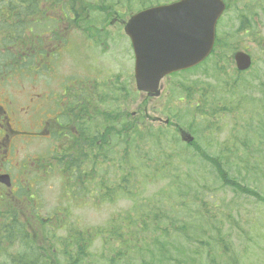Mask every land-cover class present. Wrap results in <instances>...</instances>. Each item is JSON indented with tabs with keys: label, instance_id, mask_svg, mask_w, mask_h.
I'll use <instances>...</instances> for the list:
<instances>
[{
	"label": "rangeland",
	"instance_id": "374dc122",
	"mask_svg": "<svg viewBox=\"0 0 264 264\" xmlns=\"http://www.w3.org/2000/svg\"><path fill=\"white\" fill-rule=\"evenodd\" d=\"M111 1L112 0H85L84 5L90 7L102 6L103 9V7L110 6ZM150 1L161 2V0ZM121 2L126 3L127 0H121ZM141 2H143V0H130V6L135 7ZM231 2L235 8L237 0H231ZM237 6L242 7V5L238 4ZM106 11L107 10H103V12ZM254 13H257L258 20L253 19V21L260 24V31L256 30L255 23V29L232 35L239 25L238 22L235 21L236 14H232L226 19L228 23H226L222 29L227 31V25H229L228 43H243L251 50V52H253V56H255L256 59V65H254L250 71H253L252 73L255 76H250L249 78L248 76H244L243 78L247 79L244 82L236 78L237 82L244 83V85H241V93H236L238 97L231 99L233 104L231 105L230 103H227L236 107L233 109L234 111H239V114L246 115L247 124L250 126L251 136L257 138L255 144L260 147V150L246 147V149H241L238 153L224 151L220 154L227 159V161L234 163V171L231 173L232 175L239 177L236 179L241 184L244 182L249 183V186L256 187L259 192L264 195V142L259 140L260 138L264 141V64L259 61L264 52V11L262 14L261 10L257 9ZM95 14L98 13L93 12L89 14L86 20H96ZM121 15L123 16L124 14L121 13ZM125 19L126 16L124 17V20ZM100 21L101 18L99 21L97 20V22H95L96 28H98V23ZM107 23L103 24L104 29L108 28L112 33H115L116 30H120V32L117 31L115 42L109 46L107 54L105 55L100 56V53L103 54L106 52L100 47L101 43L94 44L93 48H91L92 46L84 48V54L89 57L85 58L89 62L81 59V57L79 58L77 55L70 54L78 41H88L82 31H79L78 29L72 32L71 28L68 26V22L66 23L67 25H65L67 26L66 29H60L59 24L47 19H45L42 24L35 25L33 27L34 34L39 37V40L42 42L41 46L43 47L44 45V49H47L50 53L49 67L51 70L49 69L47 71L49 77L45 78L62 77L66 79L71 77L83 78L89 76L92 78L91 83L95 87L96 115L98 114V111L102 113L108 110L112 116H115V112L112 111V109H115L117 113L122 115L120 116L119 122H121V119H126V121L130 119L129 121L136 122V119L140 120L141 116L136 115L137 118H135L132 114L140 106L141 98L135 91L134 83L129 80L132 72L131 54L126 58V54L121 52V48L123 45L125 46L124 43L122 45V42H124V24L122 22V24L119 23L113 27H109ZM231 24H233L232 29H230ZM90 26V24L84 25L81 21L82 29H89ZM108 29H105V31L108 32ZM54 39L59 44L60 42L64 43V41L68 42L69 46L65 45V48L63 45L59 46L57 42H54ZM57 44L58 48L56 47ZM77 45L79 49H81L82 46H88L84 42H79ZM209 67L210 69L213 67L212 62L209 63ZM97 71L99 73H97ZM126 72H129V77L125 75ZM121 74L122 77H118V75L120 76ZM217 74H221V76H218L216 79L208 76V78L203 79V83L199 84V86L217 84L218 79H222L223 82L228 79V77L223 76V73ZM232 74L234 77H237L235 72H232ZM15 76H21V74ZM16 78L17 77H15V79ZM47 81L48 83L43 85V83H46ZM73 81L74 80L72 79V82ZM43 92H60V85L59 83L52 84L51 80L48 79L42 80L41 83L37 82L33 85L29 82H19L0 87L1 103L7 100L8 96L12 98L14 107L9 106L8 110L10 114L15 116L13 117L14 124L20 126L21 130H34L33 125L35 124L36 119H34L33 114H23L22 110L24 108H29V98L35 99L37 94L41 95ZM115 99L118 100V104H111ZM219 101L220 98L216 100V103ZM108 103H110V108H107L109 106H106ZM144 103H146V101H143V104ZM152 105L157 107V110L155 108L157 111L156 114H158L160 108L165 109V106L167 107V105L166 114L174 110V107L175 112H177L179 108L177 100L170 104H168L167 101L165 103L160 100L152 101L150 103L147 102L146 106H148L150 114L153 113L154 110L150 107ZM16 107H18V112L15 111ZM181 107H183L180 115L181 121L187 125L188 129L193 128L198 143L203 145L209 153H213L216 146H225V148L236 147V133L231 132L229 126L224 130L219 126V120H217L215 129L205 131L200 119L193 118L192 109L189 107L187 108L185 105ZM188 112L189 115H187ZM229 115L230 116H225L227 121L231 120L234 116L233 114ZM13 119L11 120L10 118L12 124ZM150 123L155 127L158 126L153 119H147V122L144 119V124L149 125ZM17 126L15 127L17 128ZM17 129L20 130V128ZM129 133L130 131L121 129L119 124L113 126V137L108 138L110 142L112 141V145L106 152H102V157L106 156L107 159L105 161L100 160L98 163L96 171L92 173L94 180L90 193L87 197L84 196L82 198L80 201L81 204L78 203L77 206L70 209L69 218H65L63 212L66 203L65 199H63L64 193L62 192V181L56 174L50 176L44 175L46 169L45 163H43V167L40 165H37L38 167L36 168L34 167L36 166V164L33 163V161H36L35 158H38V160L43 158L48 151L46 141L42 139L34 141L25 139L23 142H20L18 144L19 152L16 153L15 156L16 161L21 164H26L29 170L27 171V176L24 174L19 175L20 169L16 170L15 168L11 171L9 166H7L8 170L11 173H14V178H17L21 187L14 186L11 193L6 191V195H4L3 198H0V222L4 226L6 225L8 229H11L10 233L15 228L16 235L23 241H28V237L30 242L44 246L46 243L49 246H53L55 243H61L62 240L59 239L60 237L65 240L67 233L64 228L63 230L61 229V226H68L69 229H96V227L106 224L108 220L113 217L112 207L114 206L109 204L112 190H115L118 183L121 181L120 175L126 174L122 173L120 162L118 161L120 160V154L124 152V141L127 139L132 140L134 138V134H130L129 136ZM246 138L248 140L249 137L246 136ZM224 142L227 143L225 144ZM48 144L49 146L51 145L50 141ZM187 159L189 161L198 162L200 167L206 169L205 171H202L200 175L204 174L210 180V184L214 189L206 197L208 200L207 208L212 209L210 213L205 209L204 214L209 215L210 217L214 215L213 219H216V224L221 228V236L229 237L226 240L228 246H225V250L229 253L225 256L223 252H221L224 248H219L217 242H215L214 251L211 253L212 258L207 264H264V203H261V201L256 200L254 197L224 189L215 170H212L206 162H202V160L195 158L192 150L187 151ZM40 172L42 173L40 174ZM32 180H34V182H32ZM33 184L34 186H32ZM184 186L191 195L197 199L199 198L193 187L187 184H184ZM35 192H38L36 196L37 199L34 198L35 200H38L36 205L28 201ZM215 200L218 207L213 206L212 201ZM124 204L126 203L122 201L115 207L120 206L118 209H121L125 207ZM232 206L233 210L235 209L237 211L233 213L236 218L234 223L231 222L232 219L227 212ZM57 208L61 210L57 214L58 220L60 221V224H58L60 225V230L58 233H54L55 231L51 232L49 234L51 239H46L45 236L47 232L51 230L50 228L53 224L46 222L43 223L42 219H48V216L55 215ZM224 214L226 215L225 219ZM13 216L18 218V222H21L18 224L22 225L23 222L24 228L29 229L31 235H27L22 229V226L20 228L19 226H13L9 223L14 222L11 218ZM65 222L67 223L65 224ZM54 226L56 225L54 224ZM32 231H35L37 234L39 233V237H35V233ZM92 244H94V246L91 250L87 251V257L72 256L69 264H89L91 260L90 256H94L95 258L96 256H102V258H104V256H106V258L110 256L112 251L110 248L100 246L99 241H95ZM19 245L20 243L17 244V246ZM15 249L17 250V248ZM58 249L59 247H57V250ZM2 252L3 247L0 248V256ZM6 252H8V248ZM14 261L15 260L3 262L0 260V264H15Z\"/></svg>",
	"mask_w": 264,
	"mask_h": 264
},
{
	"label": "trees",
	"instance_id": "16d2710c",
	"mask_svg": "<svg viewBox=\"0 0 264 264\" xmlns=\"http://www.w3.org/2000/svg\"><path fill=\"white\" fill-rule=\"evenodd\" d=\"M256 1L258 3L255 6L263 11L264 8L261 5H264V0ZM45 3L56 13H59L57 15L53 12L50 19L58 20V22L62 19L69 20L71 19L69 14H72L75 19L72 20L71 28L77 26L79 31H82L84 36L87 35L90 40L98 37L104 46V51L109 49V45L114 41L117 34H113L110 30L106 32L105 29L107 28L104 29L103 24L108 22L107 25L110 27L115 16L120 15L121 17V13L127 6V2L123 3L121 0H112L110 6L103 7V9L102 6H85V0H0V87L7 85L9 80L13 79V76L18 72L21 73V77L27 76V72L34 65L36 57L43 54L42 50L37 52L41 43L38 42L40 41L39 38L32 34L31 27L36 19L40 20L42 17H44V20L46 19L45 16H42V14H46L43 8ZM103 10L107 11L103 12ZM93 12L98 13L95 14L96 20H86L87 16ZM244 16L246 20L243 25L247 24L249 19L248 15ZM100 18L101 21L98 23V28H96L95 22L99 21ZM81 21L84 25L90 24V28L82 29ZM34 38L37 39L35 42ZM224 46V43H221V47ZM78 53L82 55L81 52L78 51ZM224 62H228L225 56L216 58V66L219 71L226 72V67L221 66ZM226 65L230 66V64ZM75 79L86 84L91 82L92 78L86 76L83 78L75 77ZM207 107L212 110L213 114H219L218 107H213L208 96ZM116 117H107L108 123L105 129L111 126V122L112 125L117 124V122L114 124L117 120ZM248 129L250 131V126H248ZM90 133L83 132L82 141H77L76 139L75 144H66L64 158L62 160L56 158L58 165H64V171L60 176L64 177V183L70 186L63 197L66 203L63 211L65 218H69L70 209L80 203L82 198L84 196L87 197L91 191L94 179L87 178L83 180V174L87 172L86 169L93 170V168L97 167L100 160L104 161L107 159L106 156L102 157L100 151H97L95 156L89 153L90 151L86 152ZM136 133L138 136H134L132 140L124 141V152L120 154L118 162H120V165L128 166L130 172H133L132 179H135L138 191H136V195L132 194V197L140 198L138 208L144 199V204L141 207L148 206V208L145 210H138L137 208L127 220H124L122 226H117L116 230H114L116 232L104 230L103 228L91 230L82 228L69 229L68 226L64 225L63 228L67 233V237L59 243V253L63 255L60 256L62 257L60 261L53 252L55 245L47 247L36 245L30 241L20 242L14 261L15 264H69L72 256L87 257V251L93 248L94 244L92 243L96 240L103 241V243L108 244V247L110 245L114 246V252L116 251L117 240L123 241L124 246L121 247L122 256H118L113 264H207L212 258L211 253L214 251V243L220 239L222 231L218 226L208 223L203 210L194 207L178 188L180 185L179 180L181 179L179 170L190 163L186 154L189 151L187 149L191 147H193V154L196 152V155L201 156L204 161L211 165H209L211 169L215 170L224 189L242 192L264 202V196L260 192L251 189L249 186H243L229 176L231 171L228 168L234 169L235 165L233 162L227 161L220 153H209L198 143L194 146H180L178 141H176L175 148L172 149L166 142L168 133L165 131L156 138L154 133L148 136L137 131ZM55 140L56 142H52L53 144L48 147L46 155L40 159L46 162H54L51 155L53 151L56 153L59 151L55 143L61 140V137L57 138L56 136ZM240 143L242 144L241 140ZM257 149L260 150L259 148ZM217 150L218 152L224 151L221 147L217 148ZM226 150L230 153H235L238 149L231 147L226 148ZM140 165L142 169L149 172V177H145L144 182H141L138 176ZM204 170L206 169L202 167V171ZM169 173L172 174V179L165 189L162 188L159 194L147 197L142 196L143 192L145 193L146 191L142 190V187L145 189L149 184H154L160 179L167 178ZM193 188L201 200L206 199L207 195L214 189L210 184V180L204 176H200L193 181ZM78 197L79 199L81 197V199L79 200ZM166 199L170 200H168V205L166 204L165 208L164 202ZM29 201L34 203L38 200L31 198ZM153 206H157L158 211L163 212L164 215V218L160 219L158 213H155V215L153 213L154 217L151 221L152 226L162 229V234L154 238L151 244V251H156V253L153 256H144L142 248L144 244L138 240L139 230L143 226L144 232L150 231L148 214L153 211ZM58 212L59 210L55 212L56 216ZM11 218L14 220L13 223H18V218L14 216ZM164 219L166 220L165 223H163ZM57 221L59 220L55 219L53 224H58ZM54 231H57V229L55 228ZM49 234L50 232H47L46 237ZM10 236V233L6 234L7 238ZM221 241L225 242L224 239H221ZM2 257L1 261L3 262L9 261L10 258L14 260L12 256Z\"/></svg>",
	"mask_w": 264,
	"mask_h": 264
},
{
	"label": "flooded vegetation",
	"instance_id": "af4514ba",
	"mask_svg": "<svg viewBox=\"0 0 264 264\" xmlns=\"http://www.w3.org/2000/svg\"><path fill=\"white\" fill-rule=\"evenodd\" d=\"M48 79L56 81L57 84L59 83L60 92H43L41 95L37 94V99H31V104L29 100V108L22 110L23 114H33L34 119H36L35 124L33 125V131L21 130L20 126H18L20 130H17L14 124V119L13 124L11 123L12 118L15 116L10 114L9 110L6 109L7 105L14 107L11 99H8L5 107L0 104V175H8L12 184L11 188H7L0 183V198H3V196L6 195V191L11 193L14 186L21 187L17 178H14V173H11L7 166H9L11 171L15 168L16 170L20 169L19 175L24 174L27 176L26 173L23 172L26 165L23 164L21 169L19 164H17L15 157L16 153L19 152L18 144L23 142L21 138L22 135H29L32 138H44L51 143L56 142V136L57 138L61 137V140L55 143L57 149H59L57 158L60 159L63 157L62 148L65 145L66 139H73L76 143V139L77 141H80V136L83 135V131L95 132V130L90 129V124L96 120L97 113L95 108L96 93L94 85L91 82L83 84L81 81H76V79L73 82H70L62 77L47 78L46 80ZM47 83L48 81L43 83V85ZM17 108L18 107H16L15 111L18 112ZM89 136L91 137V144H94L93 146H95V134L90 133ZM55 155L56 152L53 151L52 156ZM10 224L14 225L12 223ZM0 230V248L3 247V252L0 257L12 256L15 260L18 253L15 248H17V244L23 242V240L16 235L15 228L10 233L11 229H8L6 225L4 226L2 224ZM7 233L11 234L9 238L6 237ZM7 245L9 246L8 252H6ZM10 260L11 258L9 261Z\"/></svg>",
	"mask_w": 264,
	"mask_h": 264
},
{
	"label": "water",
	"instance_id": "95a60500",
	"mask_svg": "<svg viewBox=\"0 0 264 264\" xmlns=\"http://www.w3.org/2000/svg\"><path fill=\"white\" fill-rule=\"evenodd\" d=\"M224 9L225 6L220 0H182L170 7H160L134 17L127 27V32L139 57L136 67L138 88H150L154 76V73L150 72L154 70L152 66L155 67L154 60L159 53L166 57L168 66L165 69L158 68L157 79L166 72L192 68L206 59L212 51L217 20ZM183 11L187 16L184 25V19L180 18ZM172 24L183 27L186 36L182 42L180 56L175 55L170 61L164 40ZM236 62L239 70H245L248 59L245 58L244 62L242 55H237Z\"/></svg>",
	"mask_w": 264,
	"mask_h": 264
},
{
	"label": "bare ground",
	"instance_id": "6f19581e",
	"mask_svg": "<svg viewBox=\"0 0 264 264\" xmlns=\"http://www.w3.org/2000/svg\"><path fill=\"white\" fill-rule=\"evenodd\" d=\"M26 58V57H25ZM32 58V57H31ZM27 62V61H26ZM32 64V63H31ZM9 79V78H8ZM33 85V84H32ZM99 85V84H98ZM101 85V84H100ZM49 87V86H48ZM36 88V87H35ZM8 91V90H7ZM22 92V91H21ZM39 93V92H38ZM24 94V93H23ZM43 94V93H42ZM18 96V95H17ZM31 96H32V94H31ZM86 96V95H85ZM52 98V97H51ZM30 99V98H29ZM53 99V98H52ZM51 99V100H52ZM55 100V99H54ZM3 103V102H2ZM31 104V103H30ZM50 105V104H49ZM87 106V105H86ZM5 107V106H4ZM86 108V107H85ZM5 110V109H4ZM81 110H82V108H81ZM80 110V111H81ZM87 110V109H86ZM50 111V110H49ZM46 112V111H45ZM53 112V111H52ZM42 113V112H41ZM76 113V112H75ZM13 119V118H12ZM79 122V121H78ZM16 126V125H15ZM17 128H18V126H17ZM18 130V129H17Z\"/></svg>",
	"mask_w": 264,
	"mask_h": 264
}]
</instances>
